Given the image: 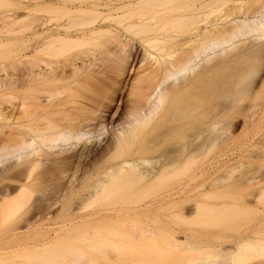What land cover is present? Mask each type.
<instances>
[{"label":"bare ground","instance_id":"6f19581e","mask_svg":"<svg viewBox=\"0 0 264 264\" xmlns=\"http://www.w3.org/2000/svg\"><path fill=\"white\" fill-rule=\"evenodd\" d=\"M0 264H264V0H0Z\"/></svg>","mask_w":264,"mask_h":264},{"label":"rangeland","instance_id":"374dc122","mask_svg":"<svg viewBox=\"0 0 264 264\" xmlns=\"http://www.w3.org/2000/svg\"><path fill=\"white\" fill-rule=\"evenodd\" d=\"M16 2H19L21 4H34V3H38V4H43L45 2H47V0H16ZM18 16H22L23 15V12H18L17 13ZM36 17H40V18H44L47 20V11H42V12H37L35 13ZM22 35H26V33H23ZM9 71V70H7ZM239 129V128H238Z\"/></svg>","mask_w":264,"mask_h":264}]
</instances>
